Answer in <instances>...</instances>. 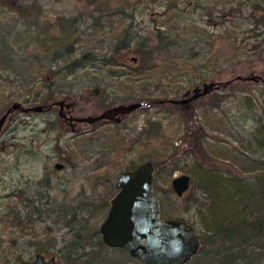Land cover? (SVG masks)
<instances>
[{
  "label": "trees",
  "instance_id": "1",
  "mask_svg": "<svg viewBox=\"0 0 264 264\" xmlns=\"http://www.w3.org/2000/svg\"><path fill=\"white\" fill-rule=\"evenodd\" d=\"M150 1L152 0H85L84 12L74 15L63 13L56 16L55 20H45L40 23L34 16H30L31 9L35 6L38 7L39 13L41 6L38 0H30V2L0 0V5L8 6V10L10 8L17 13L16 17H12L15 25L13 24L9 33L15 31V35L20 32L18 21L29 26L30 30L36 25L37 34L44 32L47 36L44 41L42 40V46L48 48L55 45L54 51H46L43 55L40 52L27 53L18 59L17 69L22 77H25L24 81L21 77V84L30 85L22 87L24 91L18 89L4 91L3 96L0 97V107L9 103L13 97L24 98L23 102L35 101L44 99L45 96H52L57 89L76 90L81 82L75 83L71 77L84 75L90 78L96 77V74L102 72L105 67H108L107 73L111 76L119 75L122 73L119 68L121 64L124 65L123 72L129 75L128 80L138 82L136 85L139 88L136 85L132 86L130 92L132 96H138V100L144 102L148 101L149 104L144 105H159L161 110L172 114L178 112L176 108L163 106L168 101L159 100L169 97L173 92H180L183 85L175 81L178 76H184V80L189 85L199 84L203 77L190 76L191 72L202 70L201 68L204 67L215 69L221 62L235 60L232 55L226 56V49L214 48V42L230 38L232 49L241 48L249 56H257L264 51V3L260 0H237L236 3H233L234 0H224L221 5L216 3L206 12L208 17L204 18L203 11L198 13L199 20L204 18L202 23H196L200 21L187 14L185 8L190 4V0H178L167 7L171 11L166 13L168 18L160 20V17L154 16L152 29H147L143 34L139 29L134 31L133 21L136 10L148 5ZM197 5L201 6L202 3ZM3 8L0 10L4 11ZM100 11H106L105 16L108 18L118 16L120 20L123 19L117 27L122 26L123 33L119 37V30L112 29L114 33L110 35L111 38L118 36L114 45L98 44L101 47H86L88 41L95 38L85 39L79 26L84 16L91 15L95 17L97 26L102 27L100 20L102 15H97ZM129 17L132 20L128 21ZM192 23L197 28L194 33L189 27ZM213 25L215 27L211 30L210 27ZM53 27L59 28V31L51 36L49 30ZM31 34V40L36 38L33 33ZM239 37L241 40H238ZM205 46L209 47L208 52L214 49L215 51L206 56V62L200 68L191 60L193 56L203 51ZM128 49L138 53L136 64L118 60L119 53L128 52ZM31 66L33 71L28 74L33 77L26 80V71ZM48 72L50 77L47 75ZM58 78H69L66 88L57 86ZM237 84L230 82L227 86L233 88ZM241 89L246 90L245 87ZM217 95L218 93L211 96ZM262 95L263 99L260 100L262 110H259L258 114L246 113L248 118L254 121L250 133L240 145L219 151L220 158L228 161L229 164L207 165L199 158L192 159L189 151L185 153L186 157H183L184 161L186 160L184 163L174 157L169 175L173 170L182 168L193 177L191 182L195 192L189 195L186 208L189 209V203L195 205L197 217L192 222L202 239L199 251L184 264H264V90ZM250 96L247 94L244 99L253 107H258ZM115 98L117 96L112 99ZM179 113L181 116L185 115L180 110ZM183 117L185 119V116ZM114 122L119 123L117 120ZM120 130L121 128L118 127L117 133ZM136 136L133 139L135 144L144 145L146 139L160 140L163 137L162 124L156 119H148V125ZM87 137L89 144L81 148L84 156H88L87 150H96V148L98 153L95 152L97 153L95 157L102 160L112 154L120 153L116 145L120 139H115L113 135L106 141H100L101 137L93 134ZM96 139L99 140L98 144ZM161 145L164 150L161 152L162 155L169 154L174 146L172 140ZM128 147L133 146L130 144ZM151 160L156 167V177L161 178L162 170L158 167L160 161ZM101 164L102 162L97 166ZM135 164L136 162L123 169L132 168ZM8 187L9 184L0 186V249L6 250V247L11 246H33L37 253H49L51 252L49 248L55 239L52 224L59 222L68 225L69 229L61 249L62 255L56 254L57 263L142 264L123 248L104 244L98 224L93 225L90 222L94 217L97 221L101 218L100 213L110 204L108 199L98 203L83 197L79 205L65 199L60 201L57 193L53 191L55 187L50 173L39 180L28 181L27 185L18 183L11 190ZM201 194L204 195L203 198L200 197ZM85 242H90L89 249L74 255L71 260H63L66 255L62 251L65 252L70 248L73 253ZM111 252L116 255H111ZM22 259H24L23 253L15 250L10 256L0 255V264L20 262Z\"/></svg>",
  "mask_w": 264,
  "mask_h": 264
},
{
  "label": "rangeland",
  "instance_id": "2",
  "mask_svg": "<svg viewBox=\"0 0 264 264\" xmlns=\"http://www.w3.org/2000/svg\"><path fill=\"white\" fill-rule=\"evenodd\" d=\"M26 1L30 2V0ZM175 1L178 0H152L148 5L139 7L136 10L133 21L135 23L133 28L134 31H138L139 29L143 34L147 29H152L154 25L152 17L154 16L160 17V20L168 18L166 13L170 10H168L167 7L173 5ZM223 1L224 0H190V4H188L185 9L187 14H190L195 20L200 21L196 23H202L203 19L209 16L206 12L209 11L212 6H215L216 3L221 5ZM236 1L237 0H234V2H232L236 3ZM260 1L264 3V0ZM38 2L41 6L39 13L37 12L38 7L35 6L31 9L30 16H34L40 23L45 22V20H55L56 16L63 13L74 15L84 12L86 9L85 0H38ZM198 3H202V5L199 6L197 5ZM182 4L184 5V3ZM4 6L5 5H0V9ZM3 10L4 11L0 10V97L3 96L4 91L22 90V87L30 85L26 83L27 85L24 84L23 86V84H21L22 75L17 68H19L18 59L22 58V55L33 52H40V54L43 55L46 51H54L55 46H50L48 48L42 46L43 44L41 43H43L47 36L44 32H42V34H37L36 25L30 30L29 26L18 21L20 32L17 33L19 35L17 33L14 35L15 31L9 33L10 28L14 24L12 17H16L17 13H14L10 8L8 10V6L4 7ZM201 11H203L204 18L199 20L198 13ZM106 14V11L97 13L99 16L102 15L100 19L102 27L97 26L95 17L91 15L83 17L79 28L81 32L84 33V38H95L89 40L86 47H96L101 44H104V46L114 45L118 36L120 37V35H122L123 27H117L121 24L123 19L120 20L118 16L115 18H108L105 16ZM127 19L128 21L132 20L131 17ZM146 26L148 27L144 28ZM189 27L193 33L197 30V28L193 26V23ZM214 27L215 25L211 26V30H213ZM25 28H27L26 31ZM112 29L119 30V35L111 38L110 35L114 33ZM223 29L224 28L220 30ZM57 31H59V28L53 27V29L49 30L51 36L56 34ZM31 33H33L36 38L31 40ZM238 40H241V37H239ZM214 48H217V50L226 49V56L227 54L232 55L235 60L233 62H221L215 69L201 68V65L206 62V56L215 51L214 49L208 52L209 47H206L203 51L193 56L191 60L192 62H196L202 70L193 71L189 75L203 77V80L199 83L200 85H202L205 80L216 79L218 81H226V79H232L230 82L238 83L237 86L228 88L227 84L230 82H226V84L223 82L220 86L204 95H199L190 100L187 106L183 105V103L175 104L172 102L163 104V106L176 108L178 112L172 114L165 110H161V106L159 105H142V107L133 109L130 112L116 114L117 117H121V120L117 121L119 123L116 124L113 119H100V121L96 122L79 121V123L75 124L77 131L76 129L73 130L70 122L59 114V104L47 107L42 111H23L20 108H16L14 110V117L7 119L0 133V186H7V184H9L8 189L11 190L12 187L18 185V183L27 185L28 181L39 180V178H44L46 174L50 173L52 174V182L55 187L53 191L57 193L60 201L65 199L79 205L81 199L84 197L85 199L89 198L100 203L104 199L110 200L117 191V177L124 167L131 166L135 162L137 164L148 158L153 160L157 159V161H160L158 167L162 170V176L161 178L156 177L155 188L161 199L162 214L164 216H182L191 221L196 220L197 209L195 205L192 206L191 203H189V209L186 208L189 195L195 192L192 182L191 187L185 191L182 196L177 195L171 187V180L174 175L187 172L182 168H177L169 175L174 157H177L176 159H178L179 162L184 163L186 160L184 161L185 158L183 157H186L185 153L189 151L192 159L199 158L207 165L215 164L219 166L229 164L228 161L226 162V160L220 158L219 151H226L229 150V148L232 149L235 145H240L243 142L242 140L250 133V129L254 122L250 120V117L248 118L246 113L253 114V112H256L258 114V111L262 110L260 100L263 99L262 91L264 90V81H262V79L256 81L253 79L242 80L239 78L233 80V78H235L237 74L246 76L251 72L264 77V51L257 54V56H249L247 52L241 48L232 49L230 38L217 40L214 42ZM118 57V60L124 63L136 64L139 56L135 50L128 49V52H120ZM214 57L215 54L212 55L213 62L215 60ZM107 68L108 67H105L102 72H98L96 77L90 78L86 75L83 77H71L75 83L78 81L81 82L76 90L66 88V83L69 78H58L56 81L58 82L57 86L63 89L66 88L64 91L57 89L56 93L52 96H45L44 99L35 101L23 102L24 98L19 99L13 97L9 103L7 102V104H3V106L0 107V114L16 99L28 105L35 104L36 102L46 104L56 98L68 97V100L76 101L65 108V112L72 115L95 114L110 107L111 104L138 99V96H132L130 93L132 91V86L138 84V82L128 80L129 75L123 72L124 65H119L122 73L115 76L108 74ZM32 71L33 67L31 66L30 69L28 67L26 71V80L33 77L28 74ZM47 75L49 76L50 72H48ZM22 78L24 81L25 77ZM82 80L85 81L83 82ZM175 81L182 84L183 88L179 93L173 92L170 94L169 96L171 97H182L186 89L193 88L194 85H196V83L189 85L187 81L184 80V76H178ZM98 85L100 86L98 94L89 91L90 88ZM137 87L139 88V86ZM239 87H245L246 90H242ZM216 93H218L217 96H211ZM189 94H193V91ZM247 94L251 95L250 97L255 100L258 107H253L244 99ZM115 96H117V98L113 100L112 98ZM179 110L185 115L181 116ZM183 116H185V119ZM148 119L160 121L162 124L163 137H161L160 140L154 139L152 141L146 139L144 140V145L135 144V142H133L134 137H137L136 135L138 132L148 125ZM185 120H187V124ZM118 127L121 128L119 133H117ZM92 134L93 136H100V141L110 139L111 135H113L115 139H120V141L116 142L120 153L112 154V156H108V158L102 160L99 157H95L98 153V148H96V150H87L88 156H84L81 148L89 144V138L87 136L90 137ZM79 136H81L82 139ZM171 140L174 146H172L170 153L162 155L161 152L164 150H162L161 143ZM95 141H97L96 144H98L99 140L96 139ZM130 144H132V148L128 147ZM60 150L62 152H60ZM96 151L97 153H95ZM59 161L63 162V165L58 168L56 167V163ZM101 162L102 164L97 166ZM41 187L44 188L42 185ZM203 196L204 195L201 194L200 197L203 198ZM108 207L109 206L105 207L100 213L101 218L98 221L96 217L90 219L93 225L95 223L98 224V229L101 221L107 214ZM95 212L98 213V211ZM198 223L197 221V226ZM52 225H54L53 235H55V239H53L54 243L49 248L51 252H44L46 258H50L53 254L55 257L56 254L62 255L61 249L66 241V233L69 229L68 225L60 224L59 222H53ZM83 245L77 247L73 253L70 248V250L67 249L65 252L62 251V253L66 255L65 257L62 256L63 260H71L74 258V255L91 247L90 242H85ZM15 250L18 253L22 252L24 259H30L29 257H31V260L37 253L33 246H11L10 248L6 247V250L0 249V255L7 254L10 256ZM110 254L113 256L116 255L112 252ZM56 264L66 263H57L56 260Z\"/></svg>",
  "mask_w": 264,
  "mask_h": 264
},
{
  "label": "water",
  "instance_id": "3",
  "mask_svg": "<svg viewBox=\"0 0 264 264\" xmlns=\"http://www.w3.org/2000/svg\"><path fill=\"white\" fill-rule=\"evenodd\" d=\"M242 80L253 79L258 81L264 77L251 72L250 74H237ZM226 81L205 80L202 85L196 84L193 88L185 90L182 97L169 96L160 99V102L172 103L188 102L199 95L213 90ZM98 94L100 86H94L89 90ZM193 91V94H189ZM76 101L68 100V97L56 98L50 102L35 104H23L21 100H14L0 114V133L7 119L14 117V110L20 108L23 111L45 110L47 107L59 104V114L70 122L75 130V124L81 122H96L100 119L121 120L116 114L130 112L133 109L149 104L148 101L134 99L129 102L111 104L103 111L89 115H72L65 112V108ZM77 130V129H76ZM78 131V130H77ZM63 162L56 163V167L62 166ZM192 176L188 172L174 175L171 187L177 195L182 196L191 187ZM156 183V167L148 158L138 162L132 168H125L117 177V191L110 198L107 214L101 221L99 232L102 234L104 244L111 247H121L126 252L140 261L142 264H184L199 251L202 239L195 224L182 216H164L161 209V199ZM57 257L53 254L46 258L44 253L38 252L31 259H22L20 262L11 264H56Z\"/></svg>",
  "mask_w": 264,
  "mask_h": 264
}]
</instances>
